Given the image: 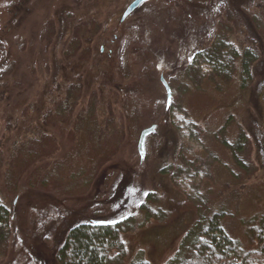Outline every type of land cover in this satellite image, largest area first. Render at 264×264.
<instances>
[{
  "label": "rangeland",
  "instance_id": "1",
  "mask_svg": "<svg viewBox=\"0 0 264 264\" xmlns=\"http://www.w3.org/2000/svg\"><path fill=\"white\" fill-rule=\"evenodd\" d=\"M130 1L115 6L121 13ZM37 4L25 43L14 38L9 45V55L20 58L17 74L0 84V199L11 212L0 264H59L57 251L73 225L130 216L134 229L123 233L122 264H165L200 214L218 210L228 213L226 231L254 248L247 221L264 214V0H146L131 26L116 31L113 57L82 65L64 58L63 49L73 34L80 41L83 0ZM66 16L77 23L60 24ZM35 19L42 31L34 44ZM219 33L258 51L260 60L246 83L239 63L231 79H209L198 89L185 67ZM49 36L56 41L55 75ZM162 77L177 91L171 105H183L200 126L202 147L165 120L171 105ZM153 124L141 161L139 136ZM242 131L249 136L247 169L223 144ZM212 155L201 204L172 173ZM147 202L164 217L148 218L141 207Z\"/></svg>",
  "mask_w": 264,
  "mask_h": 264
},
{
  "label": "trees",
  "instance_id": "2",
  "mask_svg": "<svg viewBox=\"0 0 264 264\" xmlns=\"http://www.w3.org/2000/svg\"><path fill=\"white\" fill-rule=\"evenodd\" d=\"M260 60L259 52L253 48L240 49L226 34H217L213 43L195 52L185 73L198 89L206 80H229L237 71L238 64L243 81L252 78V65ZM182 90H187L183 86ZM173 98L177 91L171 87ZM183 92V91H182ZM166 121L172 122L174 128L184 132L189 142L202 147L200 126L194 121L188 110L180 104L171 105ZM170 138V137H169ZM173 139V137H171ZM249 136L245 131L235 141L223 140V144L232 151L237 164L247 169L243 156L247 151ZM259 144V143H258ZM260 159L264 160V141L259 144ZM217 158L212 155L207 162L200 161L191 167H178L172 173L173 180L179 189L192 194L196 202L204 203L200 184L208 174L210 165ZM162 172H169L162 169ZM155 200V195L148 196ZM155 202V201H153ZM142 209L148 218L161 219L164 213L155 210L147 203ZM228 213L218 210L211 214H200L199 221L182 239L180 250L165 264H264V214L256 215L247 221L249 236L255 247L247 249L232 237L225 229L223 220ZM133 218L104 219L98 222L82 221L73 225L57 251L59 264H122L127 255L123 233L134 229ZM11 229V212L0 199V248L9 239ZM131 264H151L144 258L134 260Z\"/></svg>",
  "mask_w": 264,
  "mask_h": 264
},
{
  "label": "flooded vegetation",
  "instance_id": "3",
  "mask_svg": "<svg viewBox=\"0 0 264 264\" xmlns=\"http://www.w3.org/2000/svg\"><path fill=\"white\" fill-rule=\"evenodd\" d=\"M132 1L134 0H131L120 13L117 6H115L117 0H83L82 8L84 7V15L79 22H82L84 26L81 32H79L80 41L75 39L74 34L70 37L69 42L67 41V46L63 49L66 56L64 58H68L67 60L69 61H74L75 65H82L91 59L92 61H99L101 59L104 61L112 58L114 55V47L118 44V34L116 31L131 26L133 23L132 20L134 18L132 19V16L137 9L123 19V14ZM39 2L40 0H0V84H4L6 80H9L7 78L9 74H17L20 58L9 55V45L14 38L20 42L19 45L25 43L27 39L26 35L29 32L28 29L31 24L30 18L35 16V12L37 11L35 9L39 6L37 4ZM102 8H107L104 13L100 11ZM116 15L120 16L116 19ZM60 20V24L61 22L63 24L67 22L69 26L76 22L72 18L68 19L67 16L65 19L60 17ZM35 21L38 22L37 28L39 30L33 34L31 41H29L34 44L41 41L40 31H42L39 26L40 20L35 19ZM48 23H45V29H47ZM90 38L91 40L89 41ZM49 39L50 41L46 44L49 45L48 47L52 55L50 65L53 68L51 74L55 75L57 68L55 53L56 41L54 38L51 40L50 36ZM94 40L96 42H93ZM39 55L37 53L35 61L38 60ZM72 58L75 60H71ZM64 79L67 80L68 78ZM4 91L7 93L9 89L4 88ZM150 136L152 134L147 137L146 147Z\"/></svg>",
  "mask_w": 264,
  "mask_h": 264
},
{
  "label": "water",
  "instance_id": "4",
  "mask_svg": "<svg viewBox=\"0 0 264 264\" xmlns=\"http://www.w3.org/2000/svg\"><path fill=\"white\" fill-rule=\"evenodd\" d=\"M144 1H146V0H134V1H132L130 3V5L127 7V9L125 10V12L123 14V19L126 18L132 11L137 9ZM162 82H163V84L166 88V91H167V108H169L171 105L172 99H173L172 89L164 77H162ZM157 127H158V124H153L149 127L144 128L140 133L139 141H138V151H139V154L141 156V161L144 160L147 137L149 135L155 133L157 130Z\"/></svg>",
  "mask_w": 264,
  "mask_h": 264
}]
</instances>
